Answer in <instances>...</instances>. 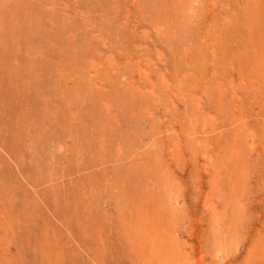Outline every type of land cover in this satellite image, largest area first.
<instances>
[{"label": "rangeland", "instance_id": "rangeland-1", "mask_svg": "<svg viewBox=\"0 0 264 264\" xmlns=\"http://www.w3.org/2000/svg\"><path fill=\"white\" fill-rule=\"evenodd\" d=\"M0 264H264V0H0Z\"/></svg>", "mask_w": 264, "mask_h": 264}]
</instances>
